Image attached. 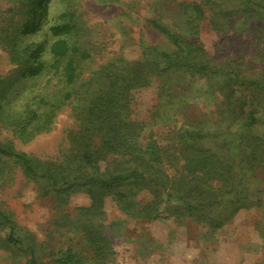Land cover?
Wrapping results in <instances>:
<instances>
[{
    "label": "trees",
    "instance_id": "16d2710c",
    "mask_svg": "<svg viewBox=\"0 0 264 264\" xmlns=\"http://www.w3.org/2000/svg\"><path fill=\"white\" fill-rule=\"evenodd\" d=\"M203 2L212 5L209 21L215 28L239 20L248 26L258 42L257 64L245 57L229 65L214 62L196 37L151 17L150 26L167 39L169 49L146 45L136 60L107 62L85 88L83 77L96 57L79 40L76 0H19L0 9V47L12 64L0 72L3 127L30 141L50 132L58 111L86 92V104L76 113L77 127L67 134L70 146L60 159H42L16 149L12 141L0 142L2 161L12 159L43 195L60 197L62 204L70 193L85 190L93 199L87 209L92 216L79 220L90 253L70 245L51 252L50 264H103L110 243L95 217L104 214L102 200L108 194L137 218L172 217L177 223L190 218L212 231L241 209L263 204L264 0ZM197 78L221 94L219 118L207 126L180 124L168 146L152 137L146 140L145 124L132 117V92L158 81L169 92L161 95L156 110L177 117L187 102L183 80ZM143 192L146 201L139 199ZM0 228L6 230L3 241L11 253L25 257L24 264H42L34 237L17 231L3 208Z\"/></svg>",
    "mask_w": 264,
    "mask_h": 264
},
{
    "label": "rangeland",
    "instance_id": "374dc122",
    "mask_svg": "<svg viewBox=\"0 0 264 264\" xmlns=\"http://www.w3.org/2000/svg\"><path fill=\"white\" fill-rule=\"evenodd\" d=\"M18 1L0 0V9ZM203 1L76 0L79 40L96 57L83 77L85 88L94 72L107 62L136 60L146 45L169 49L167 39L150 26L151 17L175 23L182 33L196 37L214 62L229 65L245 57L257 64L254 50L258 49V42L251 37L253 33L248 26L239 20L215 28L209 21L212 5ZM199 4L205 13L202 17ZM188 19L193 22L187 24ZM11 68L9 56L0 47V72L6 73ZM173 78H168V83ZM183 83L187 102L177 117L156 110L161 109L157 108L161 95L169 92L164 93L158 81L132 92V117L145 124L146 140L152 137L159 145L168 146L173 144L180 124L207 126L219 118V92L209 89L211 86L204 79H185ZM85 97L86 92L80 100H73L58 111L52 130L30 141L17 138L10 128L0 124V142L12 141L16 149L42 159H60L70 146L67 134L77 127L76 113L86 104ZM261 127L264 130V124ZM145 193L139 196L142 201L148 199ZM60 200L43 195L36 181L26 178L12 159L3 162L0 158V208L11 213L17 231L24 229V233L28 231L34 237L42 264L52 263L51 252L57 253L70 245L84 255L90 253L79 220L92 216V210L87 209L93 199L85 190H78L70 193L67 202L61 204ZM102 206L104 214L96 216L95 223L100 224L102 235L110 243L101 259L103 264H264V201L260 206L241 209L228 224L215 231L190 218L181 223L172 217L137 218L123 210L112 194L103 198ZM5 234L6 230L0 228V264H24L25 257L11 253L6 247Z\"/></svg>",
    "mask_w": 264,
    "mask_h": 264
}]
</instances>
